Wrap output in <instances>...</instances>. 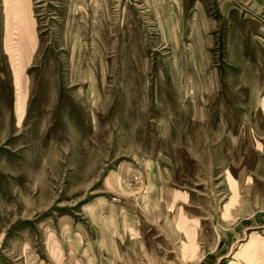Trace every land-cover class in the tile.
<instances>
[{
    "label": "rangeland",
    "instance_id": "obj_1",
    "mask_svg": "<svg viewBox=\"0 0 264 264\" xmlns=\"http://www.w3.org/2000/svg\"><path fill=\"white\" fill-rule=\"evenodd\" d=\"M0 264H264V4L0 0Z\"/></svg>",
    "mask_w": 264,
    "mask_h": 264
},
{
    "label": "crops",
    "instance_id": "obj_2",
    "mask_svg": "<svg viewBox=\"0 0 264 264\" xmlns=\"http://www.w3.org/2000/svg\"><path fill=\"white\" fill-rule=\"evenodd\" d=\"M253 1V3L254 4H261V3H263L264 4V0H252ZM263 1V2H262ZM261 102V104H259V105H263V101L261 100L260 101ZM263 107V106H262ZM143 209H145V212H146V209H147V213L152 217V218H155L154 220H156L157 222H163V226H164V228H166V229H169V230H173L174 228V230L176 231H179V228H178V225H177V220L175 219V221L173 220V219H169V221H168V216H166L165 215V213L167 214V212H168V214L170 213L169 211H171V208H143ZM179 209V208H178ZM215 210V208H213V211ZM205 211V208H196V215H195V218L194 219H192V218H190L191 220H193L194 222H196V224H199V223H201L202 224V222H203V220L205 219V220H208L210 217L209 216H207V215H204V212ZM207 211V210H206ZM222 216H221V218L219 217V213H220V211H218L217 212V215H212V220H211V222H212V226H214L215 225V223H217V224H221L223 227H231V226H235V225H233V222H234V220H223L222 219V217H223V214H224V216H225V208H224V210L222 209ZM235 210L233 209V212H234ZM244 212V211H243ZM161 214V215H160ZM137 216H139V215H137ZM188 219V218H187ZM186 219V220H187ZM169 227V228H168ZM198 227V226H197ZM171 228V229H170Z\"/></svg>",
    "mask_w": 264,
    "mask_h": 264
}]
</instances>
